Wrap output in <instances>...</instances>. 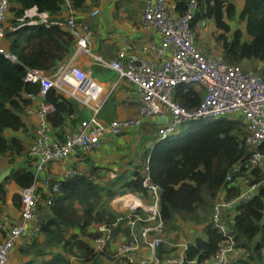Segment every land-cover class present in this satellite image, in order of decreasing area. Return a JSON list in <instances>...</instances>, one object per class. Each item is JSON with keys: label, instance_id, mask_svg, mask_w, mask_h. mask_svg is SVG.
I'll return each instance as SVG.
<instances>
[{"label": "trees", "instance_id": "16d2710c", "mask_svg": "<svg viewBox=\"0 0 264 264\" xmlns=\"http://www.w3.org/2000/svg\"><path fill=\"white\" fill-rule=\"evenodd\" d=\"M66 1L10 2L11 17L7 20L5 41L17 63L0 55V160L5 159L10 167V174L0 183V215L8 199L10 183L25 190L34 182L31 161L26 157V141H31L32 135L24 117L32 106L29 97L37 98L40 88L38 84L24 82L25 73L42 69L50 75L75 50V38L66 27L65 19L54 17L67 7ZM171 1L179 14L186 13L191 3V0ZM196 1L190 20L192 28L202 19L212 20L216 26L215 41L225 61L240 66L249 62L254 65L252 70L264 77V0H244L240 11L235 0ZM70 2L75 10L87 11L91 6L86 0ZM116 2L119 9L122 2ZM30 10L36 11L34 17L26 16ZM138 10L139 3L135 11ZM37 13L51 17L45 22L39 21ZM235 18L239 23L237 27L232 24ZM174 98L192 111L200 107L202 93L195 86H179ZM43 103L56 107L47 120L62 141L67 122L79 114L78 103L66 99L56 89L46 93ZM183 126H186L183 132L154 143L148 155L150 180L163 188L159 205L165 234L168 233L169 238L176 236L182 230L179 223L203 228L202 234H195L186 244L184 264L208 263L228 238L234 240L237 250L229 264H264V186L249 201L237 204L232 218L231 215L223 217L227 233L210 222L220 194L224 193L226 201L240 194V187L237 184L231 187L226 177L255 152L264 155V144L250 150L245 142L246 125L238 118L199 120ZM82 160L88 166L87 172L48 182L51 190L53 184L60 187L58 193L40 192L42 204L36 213L38 236L23 241L15 250L19 255L16 264H71L67 255L76 256L79 264H95L99 257L120 261L93 251L94 228L99 224L112 225L118 218L109 206L117 196L136 193L147 197L142 185L143 167L135 166L132 171L119 173L103 183L98 175L103 168L91 165L88 155L82 156ZM244 172L243 169L241 175L244 176ZM246 178L255 184L264 178V170L255 168ZM20 202L19 194L11 197L15 210H20ZM175 251L176 248L163 245L159 255L166 260L172 258Z\"/></svg>", "mask_w": 264, "mask_h": 264}, {"label": "built area", "instance_id": "2783aa9c", "mask_svg": "<svg viewBox=\"0 0 264 264\" xmlns=\"http://www.w3.org/2000/svg\"><path fill=\"white\" fill-rule=\"evenodd\" d=\"M10 2L0 0V55L17 63L16 57L4 46ZM143 2L141 22L145 29H154L159 35L158 45L154 43L144 48L143 52L155 53V60L129 52L130 46L120 49L117 56L110 60L94 55L90 44V25L78 20L70 0L66 1L69 16L65 24L75 38L74 56L93 55L97 64L113 70L119 81L135 88L139 106L132 119L114 120L109 125H103L100 114L105 107L106 90L91 73L74 64L73 59L60 64L50 75L42 69L26 71L23 81L38 84L40 88L37 98L29 97L32 101H39L37 108L27 109L37 122L35 136L26 152L31 161L34 182L29 188L21 190L19 224L6 229L0 221V264H9L12 253L23 241L28 242L38 236L36 213L37 207L42 204L39 190L44 171L46 173L50 165L56 164L63 168L62 179L84 174L86 170L77 172L66 167V163L72 155H91L101 147V140L107 136H120L128 128L139 127L143 121L155 119L159 126L158 141H161L173 135L180 126L194 121L238 118L246 125L245 142L249 149L254 150L264 144V77L256 71H246L240 65L229 64L222 53L203 54L196 41L197 30L192 28L190 21L197 6L196 0H191L189 10L184 14H179L169 0ZM92 14L97 15L98 10L95 9ZM205 26L203 21L195 27ZM185 85L195 86L202 93L201 105L196 110H188L175 101L176 89ZM50 89H56L66 99H74L91 111V117L83 128L67 135L62 141L57 139L56 131L47 120L56 107L43 103ZM148 162L147 159L142 181L147 197L127 193L114 198L109 206L113 212H118V218L112 225L95 226L96 235L91 247L95 253L112 256L124 264H184L187 245L176 258L163 260L159 255L166 243L159 205L163 188L152 184ZM255 168L264 170V155L259 152H255L243 166H235L226 177V183L231 187L235 184L240 187V194L232 201L220 196L215 202L210 222L221 232H228L223 217L231 215L232 218L236 205L249 201L264 186V178L255 184L246 178ZM243 169L244 176L241 175ZM45 186L48 187L46 194L60 190L57 184H53L52 190L48 182ZM119 199L124 201L123 204L122 201L119 204ZM235 248L234 240L228 238L206 264H229L237 253Z\"/></svg>", "mask_w": 264, "mask_h": 264}, {"label": "crops", "instance_id": "0c3cea01", "mask_svg": "<svg viewBox=\"0 0 264 264\" xmlns=\"http://www.w3.org/2000/svg\"><path fill=\"white\" fill-rule=\"evenodd\" d=\"M116 1L117 0H86V2L91 5L87 11L74 9L76 18L90 25L92 29V36L90 38L92 53L105 60H110L117 56L120 49L130 46L129 52L135 53L141 57L144 56L146 59L155 60V53H150L147 51L143 52L144 48L153 46L154 43L157 45L159 43V35L157 32L154 29H145L143 23L141 22L142 13L144 10L143 0H121L122 5L119 9L116 8ZM169 1L174 6V3L171 0ZM243 2L244 0L242 1V4ZM138 3L139 10L136 12L135 9L137 8ZM95 9L98 10L97 15L92 14ZM35 15V10L26 12V16L29 18L34 17ZM37 16L38 20L43 22L49 20L51 17L47 14L38 13ZM68 16L69 9L67 6L61 14H58L54 17L55 19L63 18L66 20ZM10 17L11 14L8 13V19ZM203 21L206 22V26L203 28L195 27L196 30H202L209 25L210 27L213 25L214 27L212 30L216 31V26L212 20L202 19L197 24H200ZM4 46L8 47L6 41L4 42ZM74 54L75 50L71 56L63 62V64L69 63L73 59L72 62L74 64L91 73V75L98 82H100L106 90L105 107L100 114V121L103 123V125H109L114 120L126 121L132 119L137 114L139 106L137 100L138 96L135 88L132 85L126 84L125 81H119L116 72L113 70H109L97 64L93 55L86 57L74 56ZM38 103V100H33L32 106L29 107V109L33 110L37 108ZM78 106L79 114L76 116L74 115L67 122L66 128L63 132L65 136L62 138H65L71 133H77L80 131L83 128V124L91 117V111L88 108H85L80 104H78ZM24 120L33 138V133L37 125L36 119L30 114L26 113ZM141 124L142 125L139 127L134 126L132 128L126 129L120 136L105 137L101 140V147L97 148L92 152L91 155H89L92 165L103 168L102 171H99L101 175L108 172H115L116 175L119 173L121 174L127 171H132L135 166H140L141 169L143 167L142 170H144L146 160L149 158V156L147 157L148 153L144 156L141 155V153L137 152L136 145L135 149L132 148L131 151L130 145L127 143L128 137L138 133V131H140L142 126H144L146 123L143 121ZM6 135L9 136L10 133L6 132ZM57 139L60 140V137L57 136ZM31 142L32 139L31 141H26L27 147L31 144ZM74 166L77 167V169H75ZM66 167L77 170V172H84V170H88V166L86 165L85 160H82V156L80 154L72 155V157L66 163ZM8 170L10 171V167L6 163V160L1 159L0 174ZM62 172L63 168L60 167V165H50L47 172L45 173L44 171L40 178L41 183L39 194L42 192V194L46 195L45 182L61 180L63 176ZM7 190L8 199L5 206L2 208V214L0 215V220L6 229L12 227L13 225L19 224V211L13 208L11 204V197L14 194L20 195L21 193V190H19L13 183H10L7 186ZM223 195L224 193L220 194L219 197ZM18 258V253L16 251L13 252L10 258V264H15V262L18 261Z\"/></svg>", "mask_w": 264, "mask_h": 264}, {"label": "rangeland", "instance_id": "374dc122", "mask_svg": "<svg viewBox=\"0 0 264 264\" xmlns=\"http://www.w3.org/2000/svg\"><path fill=\"white\" fill-rule=\"evenodd\" d=\"M238 3V11H240V9L242 8V1L243 0H235ZM233 27H237L238 26V20L235 18L232 21ZM241 28L244 29V24L240 25ZM214 26L210 25L202 30H197V39L196 41L198 42L199 47L202 49L203 54L205 55H211V54H218L221 53V48L220 46L216 43L215 41V31L212 30ZM258 64H256L257 66ZM242 67H244V69L248 70V71H252L254 65H250V63H244L242 65ZM210 121V120H209ZM145 125L142 126V128L140 129V131H138V133L133 134L132 136L128 137V145H130V149L132 151V148L135 149V145H136V150L138 153H141V155H145L148 153V155L151 153V150L153 149V146L155 145L154 143H156V141H158L159 139V126L158 124H156L155 120H147L145 121ZM154 123V124H153ZM185 125V124H184ZM186 129V126H180L177 131L173 134L176 133H180L183 132ZM36 130V129H35ZM33 135L35 136V131L33 133ZM33 136V138H34ZM173 136V135H171ZM169 136V137H171ZM32 138V140H33ZM139 142V143H137ZM147 155V156H148ZM89 156V155H88ZM136 158V157H135ZM137 161V160H136ZM98 175L102 178L103 183H107L109 180H112L116 174L115 172L113 173H104V174H100L98 173ZM46 187V186H45ZM48 190V187H46ZM40 195V194H39ZM119 204H123L124 201H122L121 199H119ZM122 201V202H121ZM121 202V203H120ZM216 202V200H215ZM118 213V212H115ZM211 218V217H210ZM226 222L227 219H226ZM180 227L182 228L181 231H179L176 236H172L171 238H169L167 235L165 234V244L169 246L171 249L176 248L175 253L171 256L172 258H176L179 253L181 252L182 248L190 241L192 240V238L195 236V234H202V227L200 225H191V224H186V223H179ZM176 238V239H175ZM188 246V245H187ZM239 253V251H238ZM68 259L70 261L71 264H79L78 262V258L76 256H72V255H67ZM233 261V259H231ZM11 261V260H10ZM18 263L15 262V264ZM10 264V262H9ZM95 264H124L121 261H107L105 258L103 257H99L97 263Z\"/></svg>", "mask_w": 264, "mask_h": 264}, {"label": "water", "instance_id": "95a60500", "mask_svg": "<svg viewBox=\"0 0 264 264\" xmlns=\"http://www.w3.org/2000/svg\"><path fill=\"white\" fill-rule=\"evenodd\" d=\"M9 174H10V171H9V170L3 172L2 174H0V183H1L2 181H4V180L7 178V176H8Z\"/></svg>", "mask_w": 264, "mask_h": 264}, {"label": "clouds", "instance_id": "9594fccd", "mask_svg": "<svg viewBox=\"0 0 264 264\" xmlns=\"http://www.w3.org/2000/svg\"><path fill=\"white\" fill-rule=\"evenodd\" d=\"M149 160V159H148Z\"/></svg>", "mask_w": 264, "mask_h": 264}]
</instances>
